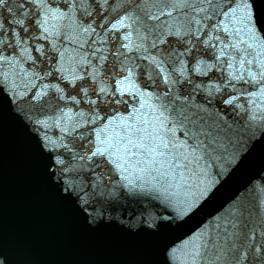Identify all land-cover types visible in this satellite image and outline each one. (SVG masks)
Instances as JSON below:
<instances>
[{"label": "snow or ice", "instance_id": "1", "mask_svg": "<svg viewBox=\"0 0 264 264\" xmlns=\"http://www.w3.org/2000/svg\"><path fill=\"white\" fill-rule=\"evenodd\" d=\"M8 117L91 236L264 264V166L204 212L264 154V0H0Z\"/></svg>", "mask_w": 264, "mask_h": 264}, {"label": "water", "instance_id": "2", "mask_svg": "<svg viewBox=\"0 0 264 264\" xmlns=\"http://www.w3.org/2000/svg\"><path fill=\"white\" fill-rule=\"evenodd\" d=\"M262 166L264 154L257 153L205 207V214ZM0 235L12 246L19 264H157L160 259L155 248L125 240L114 229L91 236L56 200L23 125L14 117L3 121L0 135Z\"/></svg>", "mask_w": 264, "mask_h": 264}]
</instances>
